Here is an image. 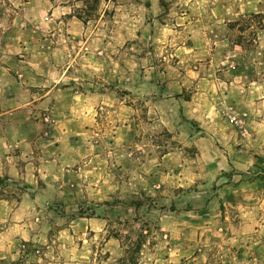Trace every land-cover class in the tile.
Masks as SVG:
<instances>
[{"label":"rangeland","instance_id":"374dc122","mask_svg":"<svg viewBox=\"0 0 264 264\" xmlns=\"http://www.w3.org/2000/svg\"><path fill=\"white\" fill-rule=\"evenodd\" d=\"M85 11L0 0V258L252 264L264 232L240 226L264 224V0Z\"/></svg>","mask_w":264,"mask_h":264},{"label":"crops","instance_id":"0c3cea01","mask_svg":"<svg viewBox=\"0 0 264 264\" xmlns=\"http://www.w3.org/2000/svg\"><path fill=\"white\" fill-rule=\"evenodd\" d=\"M187 27V26H185ZM183 30H185L183 28ZM256 226H259L262 229V232H264V224H241L240 226V230L241 233L244 232V230H248L249 232L252 231L253 234H256L258 231V228ZM194 233V232H193ZM258 239V238H257ZM156 258H154V260L156 261L155 264H178L177 262H179L180 264H210L211 263V259H209L207 256H205L203 253L199 252V253H194L193 255H183L178 253H160L157 252L155 254ZM247 256L244 255H232V256H228L227 258L223 259L222 263L223 264H246L248 263V260H246ZM3 259V260H2ZM184 259V260H183ZM184 261L183 263H181V261ZM251 259H249L250 261ZM8 260L4 259V258H0V264H7ZM252 264H264V248L263 250H261V253H258L256 255L253 256V262Z\"/></svg>","mask_w":264,"mask_h":264},{"label":"trees","instance_id":"16d2710c","mask_svg":"<svg viewBox=\"0 0 264 264\" xmlns=\"http://www.w3.org/2000/svg\"><path fill=\"white\" fill-rule=\"evenodd\" d=\"M101 0H85L86 9L85 14H89L90 10H93V7L97 6ZM80 20H83L81 16H77Z\"/></svg>","mask_w":264,"mask_h":264}]
</instances>
